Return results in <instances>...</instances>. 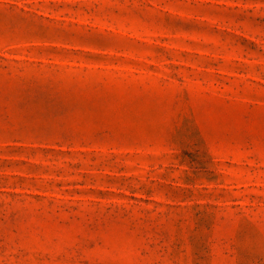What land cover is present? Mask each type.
Returning <instances> with one entry per match:
<instances>
[{"label": "rangeland", "instance_id": "374dc122", "mask_svg": "<svg viewBox=\"0 0 264 264\" xmlns=\"http://www.w3.org/2000/svg\"><path fill=\"white\" fill-rule=\"evenodd\" d=\"M0 264H264V0H0Z\"/></svg>", "mask_w": 264, "mask_h": 264}]
</instances>
